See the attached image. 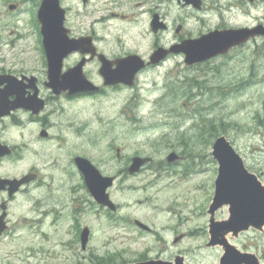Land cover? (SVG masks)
<instances>
[{
  "label": "rangeland",
  "instance_id": "obj_1",
  "mask_svg": "<svg viewBox=\"0 0 264 264\" xmlns=\"http://www.w3.org/2000/svg\"><path fill=\"white\" fill-rule=\"evenodd\" d=\"M233 2L236 9L206 15L211 27L264 26V0L253 5ZM11 4L18 9L10 12ZM32 8L31 0H0V73L32 74L45 83ZM99 33L106 36L99 45L106 54L132 47L125 42L120 46L105 27L99 26ZM150 38L142 50L146 56L152 49ZM91 73L98 80L95 68ZM45 115L50 121L48 140L39 137L44 127L28 123L24 115L0 125L2 141L22 149L17 151L21 158L0 162V177L21 176L33 167L43 175L41 187L17 196L13 214L22 225L0 240V264H135L170 262L177 255L185 264H217L221 249L205 247L211 168L217 166L211 149L217 137L225 136L252 172L259 174L264 167V38L207 64L185 67L180 58L170 59L148 70L135 88L80 101L60 100ZM171 152L190 155L193 172L164 174L165 180L142 190H113V201L125 206L113 219L81 205L85 197L72 157H86L102 171L115 172L114 166L128 165L133 157L168 165ZM146 176L154 174L147 171ZM34 204L35 210L29 211ZM226 218L225 208L217 219ZM132 219L152 232L140 233ZM85 223L92 236L82 251L77 235ZM263 242L250 233L234 245L262 258Z\"/></svg>",
  "mask_w": 264,
  "mask_h": 264
},
{
  "label": "flooded vegetation",
  "instance_id": "obj_2",
  "mask_svg": "<svg viewBox=\"0 0 264 264\" xmlns=\"http://www.w3.org/2000/svg\"><path fill=\"white\" fill-rule=\"evenodd\" d=\"M32 2V23L34 28V35L36 40L40 45L43 44L40 26L37 22L36 13L38 11L40 1L31 0ZM239 4L243 5L244 3L253 5L255 0H239ZM59 5L63 11V23L62 28L64 30V40L65 42L77 41L82 44L83 51H89L93 49L94 54L91 53H81L73 52L70 53L62 62V74L75 69L77 66L81 65V71L87 81L92 83L98 90L90 91L86 93H77L69 94L68 92H62L60 94H55L53 90L46 86L45 83L38 76L32 74H12L7 72L6 74L15 75L17 78L27 77H36L37 82L35 86H30L28 81H24L23 86L21 87L24 91V97L30 98L35 91L37 92V98L40 100L42 109L38 114H34L32 111L28 110H14L7 117H4L0 120V125L6 120H12L13 122L19 119L20 115L26 116L28 123H40L44 129L39 133V137L42 140L50 139V133L48 131V125L50 124L49 116H46L48 108L52 106L57 101L68 100V101H80L84 99H92L95 97H100L107 91H117L121 89L135 88L139 82L140 77L144 75L148 70L159 68L161 65L169 61L170 59L180 58L181 61H185V55L183 53H169L163 60L159 61L156 64L151 62V57L154 52L159 49L170 50L177 46H181L184 43L197 40L202 36L210 33L213 30H227V29H236L228 27L223 24H218L214 27L209 25V20H207L206 15L210 12H217L219 9L232 10L236 5L233 0H60ZM175 14V15H174ZM99 26L105 27L108 30L107 36L112 35L114 41L122 45L130 44V47L127 51L119 54H106V52L100 49V43L104 42L106 36L99 33ZM239 28V27H237ZM148 36H150L151 42V53L146 56L143 54L142 50L144 49ZM255 42V38L249 40L245 44L232 48L227 54L222 56H217L211 60L205 61L200 64H193L185 67H193L196 65L207 64L215 59L225 57L231 52L242 49L243 46ZM128 61V66L133 70L141 65L143 68L139 70L132 81V85H127L124 83H118L115 85H104V78L101 75L100 71L104 66L108 68L110 72L116 71L119 66L118 63ZM106 60V61H105ZM45 67H46V76H47V61L44 58ZM92 68H95L98 80H95L94 75L91 73ZM132 70V71H133ZM4 72L0 73V75ZM3 86H0V90L3 89ZM16 96H11L9 99L12 101ZM17 117V118H16ZM20 124V121L17 122V125ZM0 143L7 145L12 150V154L4 158H0V162L5 158L20 157L18 150H22L21 147L17 145H9L2 141L0 137ZM175 153V152H174ZM178 160L174 164H162V165H142L138 168V171L134 174H131L130 170L132 168V160L129 161L130 164L123 166H114L116 169L115 172H106L102 171L100 168L95 166L88 158L76 155L72 157L71 163L76 169V173L79 178V186L81 192L85 198L80 200L82 206L90 209L94 214L103 213L108 216V219H113L116 215H119L120 212L124 209L125 206L118 204L113 201L111 195L113 190H142L147 188L151 183L165 180L166 177L164 174H169L177 176V174H190L193 169V166L190 162V155L185 152H178ZM77 157L86 159L89 163L97 170L103 178L104 182L107 184V180L112 179V182L106 188V194L108 195L109 200L112 202L114 208L111 209L109 206H102L95 200L91 190L89 189V182L86 172L83 168H79L76 164L75 159ZM21 158V157H20ZM186 163V166L184 165ZM183 164L184 166H181ZM217 166L216 168H211V173L213 176L212 187L209 191V204L212 201L214 194V180L217 177ZM150 171L154 174L153 177L146 176V172ZM261 180L264 181V175L260 173L258 175ZM17 179L23 180L28 178L31 181L28 184H23L18 192L11 194L8 190V187L1 189L0 191V217H3L2 223L4 231L0 234V240L7 237L10 233L17 231L18 226H21L22 223L19 220V216L13 214V209L15 203L17 202V196L30 188H39L43 185V175L40 169L33 167L28 170L26 173L21 176H5L0 177V179ZM132 180H139L137 183L133 184ZM28 181V182H29ZM109 183V182H108ZM211 186V185H210ZM138 204H142L141 201ZM208 204V208H209ZM36 204L33 205L32 209L29 211L35 210ZM226 207H223L215 213V219L219 213L222 212ZM208 214V211H207ZM27 219L26 217H24ZM30 220V219H27ZM223 220V219H221ZM133 227L140 231V233H151L150 230H143L137 224V219L131 220ZM36 219L33 215V220L31 226H35ZM129 222V221H128ZM140 222V221H139ZM30 226V225H28ZM17 229V230H16ZM78 229H81L78 232L81 245V237L85 230L88 231V242L89 238L92 236V230L89 224L85 223V226H79ZM250 233H255L260 235L264 241V230L262 232H257L251 230L245 234L240 235L235 242L239 241L243 235ZM87 242V245H88ZM264 247V242L262 243ZM86 245V248H87ZM256 247V244H255ZM82 250V246H80ZM85 248V251H86ZM83 251V250H82ZM256 254V253H255ZM259 256V254H256ZM262 258H259L262 264H264V248L261 254Z\"/></svg>",
  "mask_w": 264,
  "mask_h": 264
},
{
  "label": "water",
  "instance_id": "obj_3",
  "mask_svg": "<svg viewBox=\"0 0 264 264\" xmlns=\"http://www.w3.org/2000/svg\"><path fill=\"white\" fill-rule=\"evenodd\" d=\"M60 0H41L37 13V19L41 26V35L43 41V50L47 61V82L55 94L68 92L69 94L86 93L98 90L92 83L86 80L81 65L75 69L62 74V62L70 53L81 52L94 54L93 49L83 51L82 44L77 41L65 42L63 23V11L59 5ZM9 10H15V6H9ZM264 26L258 25L254 28H241L237 30H224L210 32L197 40H191L181 46L173 47L170 50L159 49L151 57L153 64L163 60L169 53H183L185 55V64L187 66L205 62L219 55H224L233 47L247 42L251 38L263 37ZM106 61V60H105ZM125 60L118 63L119 68L110 72L106 66L100 71L105 82L104 85H115L124 83L132 85L135 74L143 68V65L134 70L128 66ZM133 70V71H132ZM28 81L30 86H35L37 78L22 77L20 80L11 75L0 76V120L9 115L12 111L24 109L32 111L34 114L42 109L40 100L37 98V92L30 97L25 98V91L21 88L24 81ZM11 96H16L10 100ZM11 150L7 146L0 144V157L10 155ZM212 157L218 164V176L215 180L214 196L209 207V241L207 248L221 247L223 255L218 264H260L254 254L242 253L228 240H234L240 233L248 231L250 228L262 231L264 227V184L257 176L246 168L243 158L235 151L232 144L225 136L218 137L212 146ZM175 154L167 157L168 163L177 160ZM76 164L86 172L89 182V189L95 200L101 205L114 208L106 194V188L112 182L107 180L105 184L103 178L95 168L83 158H76ZM151 162L150 158L136 157L132 160L131 174L138 171L142 165ZM23 180H4L0 179V190L9 186V191L13 194L19 187L28 182ZM227 206L228 219L225 221H216L215 213L218 209ZM3 217H0V234L4 227ZM136 224L144 230H149L147 226L139 221ZM178 239H176L177 241ZM88 242V231L85 230L81 237L82 250H85ZM135 264H185L184 257L176 256L173 262L162 260H150Z\"/></svg>",
  "mask_w": 264,
  "mask_h": 264
}]
</instances>
